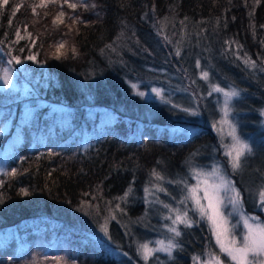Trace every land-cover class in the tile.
<instances>
[{
  "label": "trees",
  "instance_id": "16d2710c",
  "mask_svg": "<svg viewBox=\"0 0 264 264\" xmlns=\"http://www.w3.org/2000/svg\"><path fill=\"white\" fill-rule=\"evenodd\" d=\"M69 2L78 7L63 5L62 24H53L61 11L57 4L35 13L31 5L40 0H8L0 7V256L11 257L26 242L56 232L78 245L79 264H126L121 256L135 253L139 232L148 222L157 224L158 215L149 218L157 209L154 196L145 192L155 182L151 172L166 177L160 183L168 191L161 194L173 197L180 187L167 181L187 180L193 154L199 153L194 164L207 168L220 153L211 127L218 107L201 70L241 90L234 102L244 111L232 113L233 120L242 112L239 120L260 119L264 0H84L97 5L87 11L80 0ZM17 32L24 38L17 39ZM10 55L22 63L11 66L9 85L2 69ZM147 81L163 86V99L143 100L132 91V83ZM187 102L199 108L203 122L184 118L179 104ZM175 124L193 131L173 132ZM250 142L255 153L263 149L264 129ZM13 169L18 174L7 175ZM235 176L249 208V188L240 173ZM125 193L126 200H119ZM251 212L264 217L259 208ZM106 220L108 235L101 231ZM189 229L183 230L179 258L174 254L169 264H193L208 244V229Z\"/></svg>",
  "mask_w": 264,
  "mask_h": 264
},
{
  "label": "snow or ice",
  "instance_id": "6c2138e0",
  "mask_svg": "<svg viewBox=\"0 0 264 264\" xmlns=\"http://www.w3.org/2000/svg\"><path fill=\"white\" fill-rule=\"evenodd\" d=\"M49 2L57 4L61 8V11L53 19V24L57 22L64 23L62 19L65 16L62 10L64 4H67V7L73 10L78 7L77 3H71L69 0H63L62 4L57 3V0H41L39 5H31L32 12L35 13L37 7H47ZM259 2L260 0H255L256 4ZM7 4L8 0H0V7ZM20 6L16 5L13 7V14L19 10ZM79 6L83 7L85 11L89 10V8L95 9L97 7L95 3L89 5L84 0H80ZM69 19L73 23H83L76 16H70ZM16 35L17 39L24 38L20 36L19 32ZM28 36L30 37L31 33ZM165 39H167L166 36ZM228 43L229 47H231V44L235 43V41ZM239 47L242 46L238 45ZM62 48H64L63 42L56 47V53H59ZM70 51L75 54V47H72ZM54 55L55 58H60V55H56L55 53ZM176 55H180L179 50H177ZM238 58L243 59L244 64L252 69L257 67L256 61L247 57L246 54L244 57L238 56ZM27 59L35 60L36 57L35 55H29ZM21 63L22 60L19 57L10 55V58L7 60L8 67L2 69V79L5 84L10 85L12 82L9 75L13 71L11 66ZM197 67H200L199 61H197ZM261 70H264V68ZM200 78L208 82L209 96L213 93L222 94L223 96V104L220 108L221 118L214 126L219 133H223L224 127H227L228 131L226 135L230 137V142L223 143L222 136L221 146L224 148V155L227 158V164L231 168L232 173H241L244 171L248 159L256 154L253 144L243 138L238 132V122H234L231 118V113L235 111L232 101L241 95V90H238L235 86L221 87L219 83L212 82L210 72L203 69L200 72ZM131 86L134 89L138 87L136 84H132ZM152 91L163 99L162 89L153 88ZM138 94L140 96L145 95L144 92H139ZM183 110L190 115L199 114L196 109ZM260 114L264 116V110H261ZM196 155H199V153L193 154V160L188 162L190 176L195 179L194 184L188 183L186 179L167 181L169 184L175 183L180 187V199L176 200V197H172L176 201L177 206L173 207L171 204L159 201L165 209H168V213L162 217L165 221H170V223L162 226L166 229L168 235L165 239H157L154 242L150 240L138 242L136 247L137 256L143 261V264H149V261L153 258L158 262L157 253H165L169 259H173L174 252L183 250V246L178 239L183 234L180 226L183 225L184 228H191L202 221L208 225L210 233L209 243L201 254L192 258L193 264H225V261H227V264H264V220H261L259 216L246 212L244 208V193L237 187V182L227 174L221 165L214 163L210 171L205 167L196 166L194 164ZM257 171L261 170L257 169ZM17 174V170L15 169L7 173L9 176H16ZM151 176L155 177V182L152 188H145V192L152 196L156 192L167 193L168 190L160 183L161 181H165L166 177L155 169L151 172ZM2 183L3 181H0V184ZM20 191L24 196L30 195L27 189H21ZM129 192H131V188H129ZM127 195L128 193H125L124 196L118 199L124 201ZM169 195L171 194L169 193ZM255 202L256 207L264 211V171H261V183L255 191ZM189 204H191L190 208L188 207ZM116 207L119 208V204ZM121 211L123 210L121 209ZM190 212L193 215H189ZM193 216L198 217V219H194ZM233 217L236 218L235 223H233ZM110 218L114 219L115 217L111 216ZM107 223L108 221L106 220L105 224L101 226V231L105 235H108ZM153 243L155 246H153ZM124 255H127V253H124Z\"/></svg>",
  "mask_w": 264,
  "mask_h": 264
},
{
  "label": "rangeland",
  "instance_id": "374dc122",
  "mask_svg": "<svg viewBox=\"0 0 264 264\" xmlns=\"http://www.w3.org/2000/svg\"><path fill=\"white\" fill-rule=\"evenodd\" d=\"M60 0H57V2ZM41 2V0H40ZM54 3L49 2L47 5H52ZM204 81V80H203ZM212 82L219 83L217 80H212ZM208 83V82H207ZM132 84H136L138 87L137 88H131L134 93H139V92H144L145 95L141 96L143 97V100L147 101H153L152 99H155L157 97L156 93L152 91L153 88H158V89H164L162 85H157L153 81H147V82H134ZM220 84V83H219ZM221 87H227L225 85L220 84ZM132 87V86H131ZM164 91V90H163ZM162 91V92H163ZM192 93H196V91H193ZM139 95V94H138ZM215 102L217 103L218 107V121L221 118V113H220V108L223 104V96L222 94L218 93H213ZM160 97V96H158ZM233 99L232 104L235 108V112L239 111H244V108H238V104H235ZM219 101V102H218ZM179 104V103H178ZM182 108V113H184V118L190 119L194 115H190L188 112H185L183 109H196L198 111V115H195L196 121L198 122H203L204 120L201 118L200 111L198 107H194L191 102H187V105H182L179 104ZM261 110H264V104L261 107V109L258 112V115L261 113ZM232 113H231V118H232ZM243 112L239 115L236 116L238 120L234 118V122H238V132L242 135L243 138L248 140L249 142L255 139L258 134L261 132L262 129H264V116L260 114V119L253 124L251 121L247 120H239L242 119ZM136 118H138L136 116ZM215 119V116H213L212 122H211V127L215 129L217 137L219 139L220 143V153L218 155V158H216V161L214 163L219 164L223 167V169L227 172V174L230 175V177L238 181V177L236 178L235 174L232 173L231 168L227 164V158L224 155V148L221 146V140L223 136V143H229L230 142V137H227L226 133L228 131L227 127H224V132L219 133L217 128L214 126L216 122L213 124V121ZM233 119V118H232ZM247 119V118H246ZM183 130L184 132L190 133L193 131V127L190 126L189 124L185 125H178L175 124L171 127V131H181ZM253 144V142H251ZM253 147L255 149V144H253ZM221 156V157H219ZM4 162V152H0V169H2V165ZM213 163V164H214ZM252 165L253 167H246L243 172L240 173V179H242L243 183L248 187V195H249V201L246 207V204H244V208L246 212H248L251 215L252 214V208H258L256 207V202H255V191L256 188L259 186L261 183V171H264V148L258 151L255 155L254 158L250 159L247 162V165ZM204 167V166H201ZM260 169L261 171H257V169ZM206 168V167H205ZM212 165L210 167H207V170H211ZM187 176V181L190 184L195 183V179L191 178L190 172L186 175ZM170 191H172V188H168ZM161 197H159V193H155L154 195V200L157 209H154L152 214H150L149 218L151 220H154V216L158 215V220L157 224L153 225L151 222H148L144 229L139 232L138 236V242H146V241H156L157 239H165L166 236L168 235L166 229H164L162 226L166 223H170V221H165L162 217L168 213V209H165L159 201H164V203H168L173 205V207H176V201L172 199V195L167 196L165 194H161ZM157 194V195H156ZM252 194V195H250ZM173 197H176V200H179L181 197V193H175ZM188 207H191V204L188 205ZM189 215H193L191 212ZM256 216V215H254ZM194 219H198V217L193 216ZM261 220H264V217H260ZM235 217H233V223H235ZM197 225H200L201 230H204L205 228L208 229V225L204 222H199L198 224L193 225V227H196ZM192 228V227H191ZM189 228L185 229L183 225L180 226V230L182 233H184L183 230H188ZM190 230V229H189ZM183 235V234H182ZM199 238H202L201 235H199ZM179 241H181V237L178 238ZM207 241L209 243V237L207 238ZM214 243V241H213ZM208 245V244H207ZM207 245L202 248V252L206 249ZM26 246H28L26 248ZM153 246L155 244L153 243ZM24 249H19L15 253L12 254L11 257H2L0 256V264H79L80 261V249L77 244L68 242L66 240H63L57 236L56 232H49V233H44L40 238L34 240V241H28L26 244L23 246ZM137 247V246H136ZM120 251V250H119ZM135 253H127V255L121 256V258H126L128 262L126 264H143V261L139 259V257L136 254V250L134 248ZM120 252L115 251L118 256H120ZM201 252V253H202ZM176 254L177 258H179L178 254L176 252L173 253V255ZM156 256L158 257V262L155 258L149 261V264H169L168 262V257L165 253H157ZM223 259V257H222ZM193 262V261H192ZM225 264H227V261H225Z\"/></svg>",
  "mask_w": 264,
  "mask_h": 264
}]
</instances>
